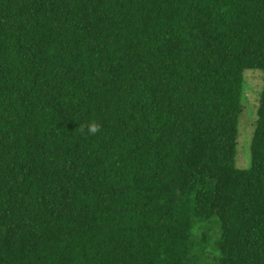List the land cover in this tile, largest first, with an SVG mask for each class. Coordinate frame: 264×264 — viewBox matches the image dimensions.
<instances>
[{
  "label": "trees",
  "instance_id": "16d2710c",
  "mask_svg": "<svg viewBox=\"0 0 264 264\" xmlns=\"http://www.w3.org/2000/svg\"><path fill=\"white\" fill-rule=\"evenodd\" d=\"M0 264H264V0H0Z\"/></svg>",
  "mask_w": 264,
  "mask_h": 264
},
{
  "label": "rangeland",
  "instance_id": "374dc122",
  "mask_svg": "<svg viewBox=\"0 0 264 264\" xmlns=\"http://www.w3.org/2000/svg\"><path fill=\"white\" fill-rule=\"evenodd\" d=\"M257 72V73H256ZM260 71L256 70L255 72L253 70H246L244 73H249L248 79L249 84L248 88L244 92V96L246 100H243L244 109L241 112V117H244L245 119H249L250 121H239L238 126V155L240 156V161H236L235 164L237 167L244 168L248 165V154H249V144L251 140L252 130H253V124L256 117V98L259 96L261 88H262V81L257 76L259 75ZM244 129V130H242ZM242 130V131H241ZM237 155V158H238ZM242 158V160H241ZM218 228V227H217ZM219 230V229H218Z\"/></svg>",
  "mask_w": 264,
  "mask_h": 264
},
{
  "label": "clouds",
  "instance_id": "9594fccd",
  "mask_svg": "<svg viewBox=\"0 0 264 264\" xmlns=\"http://www.w3.org/2000/svg\"><path fill=\"white\" fill-rule=\"evenodd\" d=\"M79 127H80L81 132H85L86 130V133L88 135H95L101 129V125L95 120L90 121L87 124H82Z\"/></svg>",
  "mask_w": 264,
  "mask_h": 264
}]
</instances>
